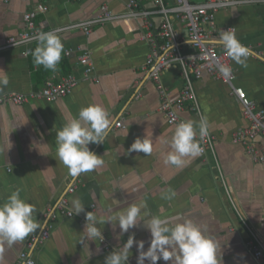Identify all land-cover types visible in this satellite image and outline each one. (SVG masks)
Returning <instances> with one entry per match:
<instances>
[{
    "label": "crops",
    "instance_id": "0c3cea01",
    "mask_svg": "<svg viewBox=\"0 0 264 264\" xmlns=\"http://www.w3.org/2000/svg\"><path fill=\"white\" fill-rule=\"evenodd\" d=\"M125 2L0 0V47L8 38L21 33L23 14L38 4L47 7L45 13L36 17V27L44 32L93 19L101 5L114 13H123ZM215 23L218 29H233L239 42L248 48L245 65L231 59L234 86L264 111V3L220 11L215 15ZM174 24L185 42V30L175 19ZM142 33L140 21L125 19L96 26L88 35L77 30L58 34L64 51L56 72L34 64L31 53L38 46L36 43L0 51V76L9 78L0 94L39 92L47 80L59 82L66 76L76 80L69 95L53 102L30 100L23 105H0V204L13 190L20 189L21 198L36 207L34 219L41 222V228L32 234H39L49 225L45 214L54 211L49 237L29 252L35 264H104L105 257L119 250L130 235L145 241L147 251L151 236L144 221L161 214L182 216L196 223L205 236L217 243L222 264H264V258L253 257L246 228L264 244V161L253 160L243 145L232 142V135L248 126L237 98L220 80L205 73L196 79L189 72L199 110L195 112L187 104L180 116L184 121L196 122L206 118L208 132L215 139L214 150L187 158L183 168L167 165L165 159L171 151L176 125L167 123L158 91L141 70L149 52ZM215 43L217 47L222 45L220 40ZM66 51H70L69 56ZM189 51L185 48V52ZM83 53L89 54V75H85V67L77 61ZM161 84L167 101H174L183 87L178 69L172 67L163 72ZM90 104L105 108L112 121L104 142L89 146L104 164L74 178L56 155V132ZM117 123H121L120 127ZM145 137L153 145L150 155L128 153L136 138ZM258 138L252 143L255 156L263 153L264 140ZM8 140L12 144L10 150ZM73 184H77V189L66 196ZM165 194L171 199H163ZM63 196L70 211L72 200L79 198L85 212L105 220L139 203L147 205L143 211L148 215L124 234L118 224H97L103 242L85 239L81 243L85 213L71 217L57 213L55 207ZM25 241L0 251V264H15L26 247ZM130 251L128 264H136V246ZM145 264L150 262L146 260Z\"/></svg>",
    "mask_w": 264,
    "mask_h": 264
},
{
    "label": "built area",
    "instance_id": "2783aa9c",
    "mask_svg": "<svg viewBox=\"0 0 264 264\" xmlns=\"http://www.w3.org/2000/svg\"><path fill=\"white\" fill-rule=\"evenodd\" d=\"M125 11L114 13L106 5H101L99 14L89 20L78 21L49 31L61 34L67 31H82L88 35L92 29L99 25L116 22L125 19L140 21L143 29L142 40L147 43L149 52L144 63L141 65L143 73L154 83L159 97L163 102L161 111L164 113L169 125H178L184 121L180 114L187 104H191V110L198 112V105L189 72L196 79L202 74L220 80L226 84L232 94L237 98L241 113L248 126L237 130L232 135V142L243 145L245 150L251 154L253 160L264 161V141L262 144L263 153L255 156V148L252 144L257 137L264 140V111L258 109L255 103L250 100L241 88L234 86L235 72L232 69L231 58L227 56L223 45L217 47L215 41L220 40L222 31L230 28L218 29L215 23V15L223 10L244 4L264 3V0H125ZM150 5L153 8H147ZM47 7L44 4L36 5L32 10L23 14V30L15 37L6 40L1 50L27 45L38 42L34 39L37 33L42 32L36 27V17L40 13H45ZM174 19L177 20L186 32L185 42L180 37L179 30L175 27ZM44 31V32H49ZM188 48L189 53L185 52ZM219 48V50H218ZM69 56L70 51L65 52ZM78 64L85 67V75L91 74L92 68L88 53H83L77 57ZM228 67L231 69L228 76L223 75L219 68ZM175 67L183 79V87L177 98L168 102L165 91L161 84V74L166 70ZM76 80L72 76H66L55 82L47 80L43 89L39 92L29 94L8 92L0 94V105H23L30 100H46L53 102L57 99L69 95L75 87ZM121 123L116 126L120 127ZM203 148V153H212L214 150V137L209 133L201 138L197 130L194 138ZM77 189V184H73L66 191L67 195H72ZM66 196L62 197L55 207V211L65 217H71ZM47 212L45 217L49 225L39 234H31L26 238L25 249L17 257L15 264H35L29 252L35 245L43 243L49 237V230L55 214ZM251 239L248 247L256 260L264 258V244L257 239L250 228L246 227ZM103 242V240L101 241Z\"/></svg>",
    "mask_w": 264,
    "mask_h": 264
},
{
    "label": "clouds",
    "instance_id": "9594fccd",
    "mask_svg": "<svg viewBox=\"0 0 264 264\" xmlns=\"http://www.w3.org/2000/svg\"><path fill=\"white\" fill-rule=\"evenodd\" d=\"M34 39L38 42V46L31 53L34 64L56 72L64 51L61 38L55 31H49L37 33ZM220 42L227 56L235 63L245 65L249 50L239 42L233 29L222 31ZM219 71L228 76L231 69L221 66ZM8 84V76H0V88L7 87ZM111 126L112 121L107 110L98 104H90L81 108L77 117L67 121L56 132V155L60 163L67 168L70 176L75 178L104 164L103 159L89 146L103 143ZM197 129L201 138L209 134L206 118L202 117L199 122L182 121L176 125L170 141L171 151L165 159L167 165L183 168L188 163L187 158H195L203 153L200 143L194 139ZM11 147L12 144L8 140L7 150ZM152 151V142L146 137L136 138L128 149V153L142 152L146 155H150ZM162 198L169 200L171 196L165 194ZM146 207L145 203L131 204L124 211L105 220L96 217L93 212H85V206L80 199L74 198L71 214L85 213L86 223L80 241L83 243L85 239L89 241L104 239L102 230L97 226L100 223L118 224L122 234L136 228L142 217L148 215L143 211ZM35 212V205L22 199L18 188L11 192L3 204H0V251L5 247L12 248L41 228V222L34 219ZM144 222L151 236L147 251L144 250L145 241H137L135 235H130L119 250H114L105 257L104 264H128L130 250L134 245L138 253L136 264H145L146 260L150 264H158L161 260L165 264H222V258L217 254V243L205 236L201 228L191 219L182 216L164 217L161 214L152 215Z\"/></svg>",
    "mask_w": 264,
    "mask_h": 264
},
{
    "label": "rangeland",
    "instance_id": "374dc122",
    "mask_svg": "<svg viewBox=\"0 0 264 264\" xmlns=\"http://www.w3.org/2000/svg\"><path fill=\"white\" fill-rule=\"evenodd\" d=\"M195 2H202L203 0H194Z\"/></svg>",
    "mask_w": 264,
    "mask_h": 264
}]
</instances>
